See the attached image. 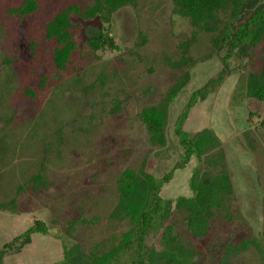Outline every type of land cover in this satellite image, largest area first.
<instances>
[{"label":"rangeland","instance_id":"1","mask_svg":"<svg viewBox=\"0 0 264 264\" xmlns=\"http://www.w3.org/2000/svg\"><path fill=\"white\" fill-rule=\"evenodd\" d=\"M72 1L79 0H36L35 12L18 20L8 11L22 0H0V248L34 221L46 230L31 234L17 252L6 251L3 264L57 262L63 240L83 249L95 243L107 248L115 241L125 230L124 224L107 219L116 202V178L124 169L136 170L142 161L156 178L168 172L181 151L173 133L178 113L189 95L221 69L217 58H206L210 36L199 33L190 49L199 61L187 69L186 84L167 107L165 145L153 147L137 113L158 103L180 75L182 69H169L164 58L178 59L177 44L190 34L187 20L170 14L168 0H138L134 8L123 7L112 15L110 35L118 50L98 53L99 60L76 58L75 70L59 73L50 61L52 47L42 39L43 26L50 13ZM94 27L95 23L83 24L75 33L78 48ZM138 33L142 45L127 54L124 47L138 43ZM30 41L35 43L32 55ZM3 59L10 65L5 67ZM255 68L254 62L230 61L223 82L187 110L182 126L187 133L207 129L216 137L233 191L230 222H221L201 242V264H215L213 255L227 242L234 245L248 235L264 236V104L237 85L240 74ZM74 71L81 75V87L98 81V76L103 81L85 97L71 86L78 78ZM44 146L51 147L47 154ZM197 163L191 158L175 170L161 186L160 196H189L187 178ZM39 171L40 190L31 191L25 183ZM11 201L13 210L1 208ZM79 214L89 221L96 217V222L78 224L70 238L67 223ZM180 218L169 221L186 238ZM155 241L150 237L147 244L156 245ZM230 264L261 263L248 249L238 250Z\"/></svg>","mask_w":264,"mask_h":264},{"label":"trees","instance_id":"2","mask_svg":"<svg viewBox=\"0 0 264 264\" xmlns=\"http://www.w3.org/2000/svg\"><path fill=\"white\" fill-rule=\"evenodd\" d=\"M138 0H79L64 4L49 15L43 26V41L52 47L50 61L54 69L63 73L67 68L75 70L77 59L99 60L98 53L118 50L111 37L112 15L123 7L134 8ZM171 15L186 19L190 34L177 44L178 59L169 61L164 58L169 69L179 71L180 75L167 88L158 103L140 109L136 119L147 133L151 146L165 145L164 129L167 121V107L173 102L178 92L186 84L188 68L193 67L199 59L190 54L191 47L197 41V35L204 33L210 36V47L206 58L218 59L221 69L215 76L206 80L202 86L194 90L178 113L173 133L178 147L181 149L176 162L160 178L145 171L142 161L136 170L124 169L115 180L116 202L110 210L108 221L124 224L125 230L104 248L99 243L90 249L78 245H68L61 241V259L51 264H201L204 258L202 241L206 240L210 231L221 227V222H230L232 217L231 201L232 185L224 163V156L218 147L216 137L207 129L194 133L182 130L187 110L195 103L201 102L214 87L219 86L229 69L230 61L245 60L256 64L254 71L243 72L237 85L245 90V95L264 104V4L260 0H168ZM36 0H22L19 6L8 12L18 20L27 19L36 10ZM95 23L94 32L88 35L78 48L75 33L83 24ZM139 42L124 47V52L132 54V49L141 46L144 39L139 33ZM29 43V54L32 55L35 43ZM83 47V48H82ZM9 60L3 59L5 67ZM185 69V70H183ZM244 71V70H243ZM73 80L72 88L80 89L88 97L96 84H101L102 76H98L86 87H81L80 77ZM30 93L29 91H26ZM32 95V92L30 93ZM116 107L111 109L115 113ZM51 147L44 146L45 154ZM191 158L198 161L187 178L189 196H177L166 199L160 196V188L169 182L175 170L183 169ZM43 169V166L41 170ZM25 183L31 191L38 189L40 173ZM39 179V180H38ZM38 180V181H37ZM24 187V188H25ZM8 206V207H7ZM13 210V201L3 204L1 208ZM181 216L186 238L180 236L169 220ZM92 220H84L79 214L67 223L66 236L73 237L78 224H94ZM170 222L169 224H165ZM246 226V225H244ZM241 230V229H240ZM40 221H34L24 233L4 243L0 248V264L6 251H18L28 242L33 233H45ZM250 233V230H249ZM228 234L227 237H231ZM156 239V245L147 244L148 238ZM229 239V238H228ZM18 242L16 246L14 244ZM252 249L264 264V236L259 238H240L234 245H222L217 255H213L215 264H230L238 250Z\"/></svg>","mask_w":264,"mask_h":264}]
</instances>
